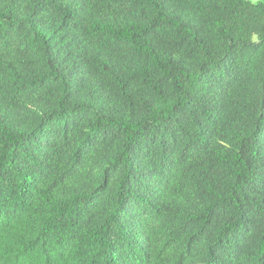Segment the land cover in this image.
Masks as SVG:
<instances>
[{"label":"trees","instance_id":"trees-1","mask_svg":"<svg viewBox=\"0 0 264 264\" xmlns=\"http://www.w3.org/2000/svg\"><path fill=\"white\" fill-rule=\"evenodd\" d=\"M0 264H264V0H0Z\"/></svg>","mask_w":264,"mask_h":264},{"label":"rangeland","instance_id":"rangeland-1","mask_svg":"<svg viewBox=\"0 0 264 264\" xmlns=\"http://www.w3.org/2000/svg\"><path fill=\"white\" fill-rule=\"evenodd\" d=\"M248 1H251L253 3H257L259 0H248Z\"/></svg>","mask_w":264,"mask_h":264}]
</instances>
